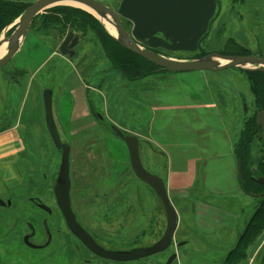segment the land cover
I'll return each mask as SVG.
<instances>
[{
    "label": "rangeland",
    "instance_id": "rangeland-1",
    "mask_svg": "<svg viewBox=\"0 0 264 264\" xmlns=\"http://www.w3.org/2000/svg\"><path fill=\"white\" fill-rule=\"evenodd\" d=\"M99 1L114 10L119 8L116 0ZM58 7L67 9L63 12L72 19L63 20L64 15L61 14L60 20H53L49 28L47 19L61 13L54 10ZM58 7L41 13L32 28L35 31L30 30L27 36L32 42H36V36L37 43H44L49 51L34 50L26 45L22 53H18L8 66L0 70V121L7 115V111L12 116L14 114L9 122L1 124L4 127L20 128L17 133L0 138V144L6 143L14 149L17 147L14 159L10 160L13 161L14 169L10 166L13 170L5 173L11 176L10 179H4L0 169V199L5 201L9 196L14 199L40 196L51 185L53 175L58 176L61 153L56 149L45 122L43 93L48 89L56 92L55 120L62 141L71 146L76 176L77 147L100 144L96 121L103 118L126 134H140L143 135L141 139L152 142L153 148L142 145V160L148 170L161 175L166 183L176 179V172L184 179L189 177L191 183L196 181L194 186L197 185L198 192L203 195L200 198H179L185 195L181 191L179 194L182 195L171 197L178 213V230L173 245L167 252L156 257L130 263L94 258L69 234L65 225L64 239L59 237L56 220L55 249L44 251L28 248L20 240L25 227L21 226L16 233L7 236L5 223L10 221L9 213L19 210L20 217L26 216L34 223L37 219L45 218L46 214L30 202L26 204L20 201L11 209L0 208V264H166L173 254H177V259L172 264H264V233L260 237L258 233L250 235L242 247L235 242L242 237L250 214L252 217L262 199L243 191L238 166L233 169L236 158L231 160L226 157L234 150L232 144L239 146L245 124L260 112L247 76L238 69H229L222 72H162L142 80L127 81L110 64L100 30L89 19H78V12H86L96 19L97 16L76 5ZM102 26L111 34L107 29L109 27ZM212 31L209 41H205L199 50L183 53L180 57L194 59L210 53H240V56L264 58V0H219V13ZM58 32L65 36L73 32L81 38L75 56L68 58L60 54L59 48L64 40L59 36L53 38ZM5 37L7 35L2 34L0 39ZM51 51L56 52V57L43 66L42 63ZM23 61L25 64L22 70L27 72L22 74L27 81L24 88L21 87L23 93L18 95L17 112L11 99L13 83L21 74L17 64H20L21 70ZM32 79L34 81L30 83ZM73 91H77V100L72 96ZM78 115L84 116L82 119L87 121H74ZM109 136L118 141V137L115 139V136ZM109 141L111 151L117 152V148L123 147V144ZM212 152L221 155L219 163L214 160L206 162ZM252 156L254 163L264 159V143L258 139L253 145ZM2 157L5 156L0 155V163L6 161ZM193 157L200 159L195 172L187 170L194 166L190 162ZM193 174L196 178H193ZM141 187V184L128 182V188L126 186L121 194L126 199L129 197L132 203L136 197L132 192ZM50 188L52 197L45 198L46 203L57 210L53 187ZM73 195L77 199V191ZM221 196L234 198L235 206L247 200L248 203L244 205L245 214L236 208L232 209L228 204L225 207L219 203ZM73 205L75 207L74 202ZM84 205L86 226L100 233L108 247L129 250L153 243L154 234L149 235L151 232L147 231L143 233L139 217L131 222L133 224L123 235H118L115 229L98 226L105 219H96L97 204L94 199L89 197ZM197 209L209 214L196 217ZM227 210L236 214L230 215ZM161 211L163 236L167 220L162 205ZM209 217L212 218L210 220L217 218L220 224L212 229L207 228ZM239 227L242 229L235 237V230ZM77 244L81 255L77 253ZM231 251H236V255L225 260Z\"/></svg>",
    "mask_w": 264,
    "mask_h": 264
},
{
    "label": "water",
    "instance_id": "water-1",
    "mask_svg": "<svg viewBox=\"0 0 264 264\" xmlns=\"http://www.w3.org/2000/svg\"><path fill=\"white\" fill-rule=\"evenodd\" d=\"M74 3L90 10V13L97 16V19L103 25L104 23L102 20H106L111 24L118 33V37L112 34L110 35L128 51L155 65L158 68L155 73L222 72L229 69H238L246 73H264V58L255 55L240 56L210 53L206 56L194 59H177L143 48L133 39L132 35L125 27L121 16L111 7L99 0H37L31 4L17 20L12 35L0 39V47L7 45V54L0 58V70L8 66L13 58L20 52L34 21L41 13L54 7ZM79 43L80 38L71 32L61 44L59 51L63 56L71 58L75 56V48ZM43 96L47 129L56 149L61 153V165L53 191L57 206L65 218L70 232L95 256L116 263L136 262L162 254L169 250L174 243L175 235L178 230V213L170 199L167 185L161 177L153 175L145 169L139 152V140L136 137L126 136L122 130L116 126H113L112 130L115 135L126 144L135 175L155 192L164 207L167 219L165 233L155 245L148 248H136L128 251H109L102 248L77 222V217L71 202V146L62 141L61 134L56 124L53 107V91L51 89L45 90ZM256 121L259 129L262 131L259 139L264 142V108L257 115ZM238 174L240 179L243 180L242 162L240 160L238 161ZM253 181L264 186V177L253 178ZM250 195L259 199L264 198V194ZM10 205V202L6 203L0 199V207H7ZM41 208L51 212V210L44 205H42ZM26 244L32 249H41L32 246L28 241H26ZM179 246H182V244ZM176 259L177 254H173L166 264H172Z\"/></svg>",
    "mask_w": 264,
    "mask_h": 264
},
{
    "label": "flooded vegetation",
    "instance_id": "flooded-vegetation-1",
    "mask_svg": "<svg viewBox=\"0 0 264 264\" xmlns=\"http://www.w3.org/2000/svg\"><path fill=\"white\" fill-rule=\"evenodd\" d=\"M11 34H9L8 36H10ZM58 36L59 38L61 37L63 40H65L68 34L65 36V34L58 32V35H56L53 38H57ZM54 93L55 92H53V107L56 98ZM43 100H44V96H43ZM263 107L260 106V111L263 109ZM99 119L100 120L96 119L97 120L96 125L98 127V135L100 134V138H99L100 144L96 146L86 147L81 145L80 147H77V176L75 175L74 172V161L71 158V182H72L71 202L74 213L77 217V222L92 236V238L102 248L109 251H128L123 248L113 249L111 247H108L107 245H105L103 241V237H101L100 233H97L95 230L93 231L86 226L85 224L86 215L84 217V214H86V210H85L86 208L84 204L89 199V197H91L96 201L97 204L96 219H100V218L105 219L104 221L99 222V224L97 223L98 226L102 225L104 227H108V229H115L118 232V235H123L124 232L128 228H130V226L133 224V223L131 224V222L133 220L135 221V219L139 217V222L140 224H142L141 226L143 227L142 228L143 233L146 231L151 232L149 233V235L154 234V238L152 239L153 243L142 245L138 248H148L150 246H153L162 238L161 236V229H162L161 204L162 203L155 194V192L147 184L139 180L135 175L131 165V159L128 148L123 142V140L117 138L119 142L114 141L112 139V136H109V135H113L115 136L113 137L115 139L117 137L114 131L112 130L114 125H110L108 122H105L103 118H99ZM45 122H46V114H45ZM257 131H259V127ZM3 132L4 131H1L0 134H2ZM124 134L126 136L136 137L139 140V152L142 160V145H147L152 147L151 146L152 142L150 140L147 141L145 139H141L143 138V135L140 134H136V133H129V134L124 133ZM109 140L114 141L117 144H123V147L117 148L116 149L117 152H115L114 150L111 151ZM71 155H72V151H71ZM142 163L144 165L143 160ZM144 167L147 171H149L153 175L159 176L156 173H153L152 171L148 170L145 165ZM53 176L54 177H52L51 185L40 196L30 195L27 196L26 198H17V199H14L15 197L9 196L5 201L2 199L6 203L10 202L11 205L0 208L11 209L15 205V203L18 204L20 201H24V203L26 204L30 202L33 206H35L36 208H38L39 210H41L46 214L45 218H40L39 220L37 219V222L34 223L32 219H28L26 216L20 217L19 210L17 211L14 210L13 212L10 211L11 212L9 213L10 221L8 223H5V228L7 229L6 231H8L7 236H11L13 233H16L18 229L21 226H23L25 227V230L24 233L21 235L20 240L23 242L25 246L30 248L26 244V241H28V243L31 244L32 246L41 248L37 250L50 251L52 249H55L54 221L56 220L58 222L57 231L59 237L64 239V227L66 226V229L69 231V234L73 236L75 239H77V243L79 245H82L83 248L86 251H88L94 258L105 261V259L99 258L95 256L92 252H90L81 243V241L70 232V230L67 227L65 218L63 217L61 211L57 206V203H56V207L58 212L57 210H54L53 208L47 205L45 198L52 197V195L50 194L51 193L50 187H53L54 189V186L58 178L57 175H53ZM45 179L48 180L49 178L46 176ZM128 182H131L132 184L142 185L141 189L136 190V192L131 191L136 196L132 201V203H130L129 197L126 199L121 194L126 186L128 188ZM74 191H77V199L74 198L73 195ZM22 192H24V190ZM52 192L54 194V191ZM121 196L123 197V199H121ZM73 202L75 203V207L73 205ZM42 205H44L49 210H51V212H48V210L41 208ZM59 217H61V220ZM0 222H2L1 219ZM78 244H77V253L81 255V249ZM61 245L62 247H64V244ZM156 256L157 255L153 257ZM144 260H139L138 262ZM89 263L92 262L90 261Z\"/></svg>",
    "mask_w": 264,
    "mask_h": 264
},
{
    "label": "crops",
    "instance_id": "crops-1",
    "mask_svg": "<svg viewBox=\"0 0 264 264\" xmlns=\"http://www.w3.org/2000/svg\"><path fill=\"white\" fill-rule=\"evenodd\" d=\"M0 1L17 3L23 6H30L37 0H0ZM116 3H118L119 8L117 9L118 11L117 10L115 11L121 16L123 22L130 26V31L129 30L128 31L132 35L133 39L140 46L148 50L162 54L164 56L177 58V59L185 58V57H180V55L183 53L196 52L197 50H199V48L205 41H209V39L213 34L212 30H213L214 22L217 19L219 13V0H116ZM16 22L17 19L11 22L9 24V27H6L1 33V35L3 34V36L4 35L8 36L11 28H13L16 25ZM32 28L31 30H33ZM37 37L39 39L41 38L43 39V37H39V36ZM34 39L36 40V42L29 41V37L26 38L19 54L22 53L26 45L34 50L44 49L45 51H49L48 50L49 48L46 47L44 43L38 42L40 44L39 47L36 36H34ZM54 57H56V52L51 51L50 56L48 58L46 57V61H44L42 65L44 66L48 60ZM24 64L25 61H23L22 63L21 70H20V64H17V69L18 71L21 72V74H18L19 79H16V81L13 83L14 93H13V98L11 100L14 102L13 108H15L17 112L19 107L17 103L18 95L20 96V93H23L21 87L24 88V86L26 85L25 82L27 81L26 77L23 76L24 74H22L23 72H27L25 70H22ZM30 81H31L30 83H32V81L34 80L32 79ZM73 92L74 93L72 96H74L75 100H77V91H73ZM29 93H31V91ZM6 114L7 115L3 117V120L0 121V125H1L0 132L4 131L2 134H0V138L7 137L9 135L19 132L20 130L19 127L6 128L1 124L4 121L6 123L9 122V119H12L14 117V114L12 116V113L10 111L9 112L7 111ZM74 115H76V113ZM83 117L84 116L82 115H78L77 118L73 120L74 121L80 120L82 122H86L87 119H82ZM13 121L15 122V120ZM232 147H234V150H231V153L228 154L229 156L227 155L226 157L230 158L231 160L236 158V162L235 164H233V169H235V167L237 166L238 159L236 156L235 144H232ZM16 149L17 147H15V149L11 148V145H8L6 143L0 144V155L5 156L2 158L6 159V161H4L3 163L1 162L2 164L0 163V169L3 171V175L5 176L4 179H10L11 177L9 175L6 176L5 173L8 172L10 173L11 170L14 169L13 161L10 160L14 159L15 156L14 153H16ZM220 158L221 155L219 153L212 152L211 157L209 156V158L206 159V162L211 163L210 160H214L215 162L219 163ZM199 160H200L199 158L193 157V159L190 162L194 166L191 168H187V170L189 169L188 171L195 172L194 169H197ZM10 166L13 167V169ZM237 171H238V167H237ZM193 176H195L193 178H196L195 174H193ZM161 178L165 181L163 177ZM191 181L192 180L189 177L184 179L180 173L176 172V179L175 178H173V180L170 179L166 183L168 187V191L170 193L169 195L170 198L174 197L175 194L177 196L182 195L179 194V192L181 191H183L185 195L179 198L202 197L203 194L202 192H198L196 188L197 185L194 186V184H196L195 183L196 181L192 183ZM218 200L219 203L223 204L225 207H227L228 204L232 209L236 208L237 210H240L241 214H245L244 205L245 203H248L247 200H242L237 206L234 205L235 204L234 198L227 199L226 196L224 197L221 196V198H219ZM222 201L225 202V204L222 203ZM208 204L210 205L209 202ZM226 212L230 215L236 214L228 210ZM208 214L209 213L204 212L201 209H197L195 213L196 217H202ZM251 215L252 213L250 214L249 218H251ZM249 218L248 221L250 220ZM210 219L212 218L209 217L208 222H206L207 228L212 229L217 224H220L217 218H214L213 220ZM224 229H226V227H224ZM241 229L242 227L241 228L239 227L238 229L235 230L234 233L235 237ZM244 232L241 235L242 237L240 236L241 238L239 239L238 242L235 241L234 238L236 244L239 245L240 241L244 236ZM239 249H237V251ZM234 252L236 251L229 252L224 259L227 261L230 260L232 256L236 255V253Z\"/></svg>",
    "mask_w": 264,
    "mask_h": 264
},
{
    "label": "trees",
    "instance_id": "trees-1",
    "mask_svg": "<svg viewBox=\"0 0 264 264\" xmlns=\"http://www.w3.org/2000/svg\"><path fill=\"white\" fill-rule=\"evenodd\" d=\"M29 6H23L17 3H11L6 1H0V36L3 30L9 26V24L16 19H18L22 13ZM56 12H61L59 15L55 16V18H48L47 24L48 27H52V23L54 21L60 20V15H64V19L66 21L72 19L70 15H66L63 11H68L65 8H55ZM80 15L78 19L85 21V19H89L93 25L98 28L103 35V45L104 50L107 55V58L112 65L113 69L120 74L127 81H138L144 78L149 77L150 75L155 74L158 69L155 65L141 58L140 56L128 51L126 48L121 46L102 26L101 22L97 20L94 16L79 11ZM37 20V18H36ZM54 20V21H53ZM35 24V22H34ZM33 24V25H34ZM79 25V24H77ZM127 30L130 31V26L124 23ZM13 30L11 31V33ZM246 55L248 53H245ZM226 55V54H223ZM228 55V54H227ZM236 55H241L236 54ZM206 56L202 55L201 57ZM199 58V57H198ZM240 71V70H239ZM247 76L249 82L251 84V92L254 95L256 103L258 104V108L260 110V106H264V73H246L240 71ZM257 114L253 118H250L249 121L245 124V128L243 130L242 139L240 140L239 146L236 148V156L237 159L242 162L243 168V181L242 188L246 193L262 195L264 194V186L253 181V178L256 177H264V159L259 163L253 162V145L256 140L261 136V130L257 131L258 125L256 121ZM263 142V141H261ZM264 143V142H263ZM255 168V169H254ZM260 204L257 206L255 213L248 221L246 230L244 232V236L239 243V247L244 245L246 239L254 233H258L257 235L260 237L264 233V198L260 200ZM257 236V237H258ZM258 237V238H259ZM148 259V258H147Z\"/></svg>",
    "mask_w": 264,
    "mask_h": 264
},
{
    "label": "bare ground",
    "instance_id": "bare-ground-1",
    "mask_svg": "<svg viewBox=\"0 0 264 264\" xmlns=\"http://www.w3.org/2000/svg\"><path fill=\"white\" fill-rule=\"evenodd\" d=\"M69 5H76L79 8L88 11L89 13L91 12L90 10H88V9L82 7V6H79V5L75 4V3L74 4H69ZM102 22L104 23V25H106L107 27L110 28V29L109 28H107V29L109 30V32L113 36L118 37V33L116 32L115 28L111 24H109L106 20H102ZM6 54H7V45H4V46L0 47V58L4 57Z\"/></svg>",
    "mask_w": 264,
    "mask_h": 264
}]
</instances>
